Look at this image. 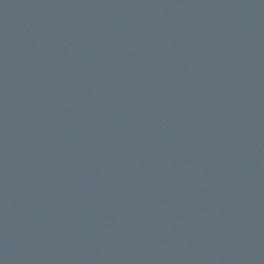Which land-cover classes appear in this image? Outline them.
I'll list each match as a JSON object with an SVG mask.
<instances>
[{"label": "water", "instance_id": "95a60500", "mask_svg": "<svg viewBox=\"0 0 264 264\" xmlns=\"http://www.w3.org/2000/svg\"><path fill=\"white\" fill-rule=\"evenodd\" d=\"M0 264H264V0H0Z\"/></svg>", "mask_w": 264, "mask_h": 264}]
</instances>
